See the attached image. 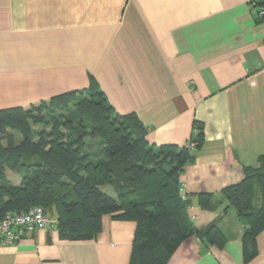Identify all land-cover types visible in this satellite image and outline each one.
I'll return each mask as SVG.
<instances>
[{"label":"crops","instance_id":"1","mask_svg":"<svg viewBox=\"0 0 264 264\" xmlns=\"http://www.w3.org/2000/svg\"><path fill=\"white\" fill-rule=\"evenodd\" d=\"M93 80L120 115L138 116L150 145L183 147L195 122L204 127L181 183L193 225H215L227 242L188 239L167 264H264V231L246 259L247 225L222 196L264 155V22L252 1L0 0V110ZM201 195L218 208L204 210ZM136 228L106 216L91 242L64 241L58 228L0 238V264H130Z\"/></svg>","mask_w":264,"mask_h":264},{"label":"trees","instance_id":"2","mask_svg":"<svg viewBox=\"0 0 264 264\" xmlns=\"http://www.w3.org/2000/svg\"><path fill=\"white\" fill-rule=\"evenodd\" d=\"M253 5L264 8V0ZM147 135L138 116L120 115L94 80L38 106L0 110V221L40 207L67 242L96 240L106 216L134 221L130 264H167L188 239L222 249V231L196 228L190 200L181 195L185 168L205 144L203 125L195 122L183 147L150 145ZM9 171L21 176L20 185ZM245 174L222 196L247 225L243 245L250 259L264 231V155ZM200 205L211 212L219 206L214 195H201Z\"/></svg>","mask_w":264,"mask_h":264},{"label":"built area","instance_id":"3","mask_svg":"<svg viewBox=\"0 0 264 264\" xmlns=\"http://www.w3.org/2000/svg\"><path fill=\"white\" fill-rule=\"evenodd\" d=\"M251 1L253 4L254 0ZM258 16L264 22V8L258 9ZM181 195L184 200L187 201L189 199L183 185ZM51 228H58V221L48 216L44 209L36 207L21 214H7L0 221V238L5 243L13 244L25 238L28 234Z\"/></svg>","mask_w":264,"mask_h":264},{"label":"rangeland","instance_id":"4","mask_svg":"<svg viewBox=\"0 0 264 264\" xmlns=\"http://www.w3.org/2000/svg\"><path fill=\"white\" fill-rule=\"evenodd\" d=\"M35 129H36L37 131H39V128H38V127H36ZM48 131L50 132L51 130L48 129ZM9 178H10V181H11V182H15V181H16V180L14 179L13 175H12V172H10V171H9ZM105 191H107V192H109V193H112V192H113L112 189L109 188V187H107V188L105 189ZM112 194H113V193H112Z\"/></svg>","mask_w":264,"mask_h":264}]
</instances>
